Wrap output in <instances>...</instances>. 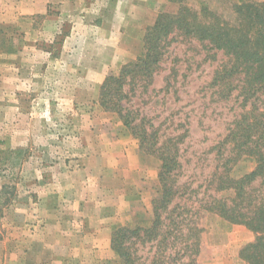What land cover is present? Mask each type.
Returning a JSON list of instances; mask_svg holds the SVG:
<instances>
[{
	"label": "rangeland",
	"instance_id": "obj_1",
	"mask_svg": "<svg viewBox=\"0 0 264 264\" xmlns=\"http://www.w3.org/2000/svg\"><path fill=\"white\" fill-rule=\"evenodd\" d=\"M247 2L264 4L0 0V188L6 201L0 209V264H8V242H29L28 236L43 240L44 220L51 230L47 239L60 244L53 249L60 264H66L64 257L70 264H121L110 248L111 234L120 227L150 226L152 201L160 192V162L139 150L116 114L99 106V87L141 55L145 30L158 14L206 5L233 22V5ZM227 64L222 52L172 34L152 80L126 87V108L157 130L159 145L180 137L174 201L179 209L173 217L182 212L185 221L173 228L168 242L176 244L168 254L190 246L184 263L192 258L197 264H246L239 250L250 242L236 254L226 247L231 236L246 237V228L203 210L212 199L233 196L216 192L222 164L233 154L232 145L221 142L242 115L253 108L264 111V96L244 100L242 76L213 83ZM228 168L230 178L239 179L254 170L255 161L242 156ZM252 185L264 197V178ZM70 193L81 195L74 200L67 197ZM76 211L85 217L72 216ZM85 228L97 241L84 240ZM191 228L199 230L197 247L190 245L193 240L182 243ZM57 229L70 242H57L61 235L52 233ZM155 246L136 244L135 255L146 264Z\"/></svg>",
	"mask_w": 264,
	"mask_h": 264
},
{
	"label": "trees",
	"instance_id": "obj_2",
	"mask_svg": "<svg viewBox=\"0 0 264 264\" xmlns=\"http://www.w3.org/2000/svg\"><path fill=\"white\" fill-rule=\"evenodd\" d=\"M232 9L235 16L233 22L206 5L198 9L182 5L175 14H158L153 25L145 30L141 55L134 62L123 65L116 74L106 76L99 87V106L105 112L116 114L123 127L137 140L139 150L155 156L160 162V192L152 201L150 226L120 227L111 234L110 248L121 264H145L135 255V245L153 243L156 244L155 251L146 264H197L192 258L183 262L187 255L185 251L190 246H185L181 254L177 251L168 254L170 247L173 249L176 244L168 242L172 230H178L185 221L181 219L182 212L173 217L179 209L174 201L179 189L175 187V172L180 168L177 146L180 137L168 138L163 145H159L157 130L137 112L126 108L129 102L126 87L152 80L163 58L166 39L177 34L220 51L229 58V64L215 74L213 83L229 82L242 76L244 85L241 95L245 101L255 95L264 96V4L247 2L233 5ZM227 144L232 145L229 153L233 154L227 156L222 164V171L216 178V192L231 191L233 196L212 199L210 204L203 206V210L254 233V241L239 250V258L246 264H264V197L252 185L264 178V111L258 112L253 108L236 120L221 142V145ZM218 154L223 153L220 151ZM242 156L253 158L255 168L239 179H232L228 174V164ZM2 164L0 159V167ZM2 194L3 187L0 188V209L6 203ZM174 218L181 221L175 222ZM188 232L182 243L193 240L195 243L190 245L197 247L199 230L191 228Z\"/></svg>",
	"mask_w": 264,
	"mask_h": 264
},
{
	"label": "crops",
	"instance_id": "obj_3",
	"mask_svg": "<svg viewBox=\"0 0 264 264\" xmlns=\"http://www.w3.org/2000/svg\"><path fill=\"white\" fill-rule=\"evenodd\" d=\"M263 1L264 0H260ZM125 138V146L123 147L124 150H126V141L130 140L129 136L128 137H124ZM69 195V196H68ZM67 197L69 199H74L77 200L78 198H80V193H70L68 194ZM84 200H81V202ZM84 204V203H83ZM55 209H53L54 211ZM85 210L83 209V212ZM69 213V212H68ZM71 214V213H70ZM73 215H77V216H84L85 217V213H80V212H74ZM97 221H99V218L97 219ZM105 223L103 225H107L106 222H102ZM43 234L44 236H42L44 239L40 240L39 242H33L35 239L33 236H28V238L30 239L29 242H8V264H60L59 260L57 257L53 256V249H55L56 247L60 246L59 243L57 244H52V242H49V239H47L49 237V234L51 233V230L45 229L48 228L47 222L44 220L43 221ZM104 226V227H105ZM100 228H103L102 225H100ZM105 231V229H103ZM107 231V230H106ZM243 231V230H241ZM67 233L69 232V230L66 231ZM79 232V231H78ZM244 232H246V237H241V236H231L232 238L229 239V243L226 245V247L228 249H232V251H234V254L237 253V251L247 242H251L253 240V234L249 231H247L246 229H244ZM52 233L58 238V236L61 235V239L58 238L57 242H63L65 243L70 242V240H68V238H63L62 236L65 234L64 232L60 231L59 229L52 231ZM52 234V235H53ZM60 234V235H59ZM82 234H84V240L89 237L92 238V240L97 241V237L93 239L92 236L88 235L87 233V228H85V230H82ZM109 234V233H107ZM244 234V233H243ZM32 239V240H31ZM34 239V240H33ZM56 242V241H54ZM107 242V240H106ZM206 242V241H204ZM19 245V246H18ZM47 251V252H46ZM43 256V254H45ZM62 260L66 261V264H70V257H64ZM69 262V263H68Z\"/></svg>",
	"mask_w": 264,
	"mask_h": 264
}]
</instances>
